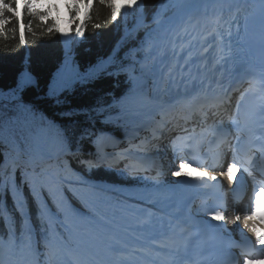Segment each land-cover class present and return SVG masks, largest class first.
Listing matches in <instances>:
<instances>
[{
    "label": "trees",
    "instance_id": "16d2710c",
    "mask_svg": "<svg viewBox=\"0 0 264 264\" xmlns=\"http://www.w3.org/2000/svg\"><path fill=\"white\" fill-rule=\"evenodd\" d=\"M116 3L121 4L118 0ZM52 5L55 4L46 9L48 18L43 22L22 10L24 23L32 24L31 31L23 30V44L21 29L14 22L0 35V235H6L11 244L20 238L25 243L29 227L38 237L49 232L50 227L71 237L70 222L55 193L54 174L38 166L37 136L46 130L66 147L77 131L120 132L131 124L135 115H125L120 122L110 124L101 119L136 105L147 93L146 78L137 87L133 84L131 72L136 68L129 55L146 42L175 2L136 0V6L122 9L116 21L99 0H92L88 8L81 5L74 18L67 8L72 36L76 28H83L84 35L77 40L75 57L64 71L70 68L76 80L55 95L49 92L61 72L64 42L59 19L52 15L57 6ZM53 21L58 32L48 31ZM25 69L30 72V83L22 86L20 79L25 78ZM69 166L96 183V187L62 183L74 204L87 205L85 197H98L109 204L108 209L120 208L117 196L101 189L105 186L111 190V186L124 183L116 172L102 168L80 170L74 160ZM61 174L67 177L68 169L62 167Z\"/></svg>",
    "mask_w": 264,
    "mask_h": 264
},
{
    "label": "rangeland",
    "instance_id": "374dc122",
    "mask_svg": "<svg viewBox=\"0 0 264 264\" xmlns=\"http://www.w3.org/2000/svg\"><path fill=\"white\" fill-rule=\"evenodd\" d=\"M53 1H55V3L61 9L64 8L65 3L67 2V0H36L37 8L42 9L45 6L43 9V10H45L47 8V6L49 5V3L53 2ZM118 1L120 3H123V0H118ZM177 3H178L177 6L180 5L181 0H178ZM60 19H61V31L63 33L64 42H65L66 46L69 47L68 48L69 51H71V48H73L74 44H76L77 40L80 39L81 36H79L77 34H75L74 37L72 36V34H71L72 22H71V20H69L67 14H65L63 12L60 15ZM168 26H169L168 20L162 19L157 24L155 31L148 35V38H147L146 42L142 45V47H140L138 49H133L129 55V58L134 63V66L136 68L135 71L131 72V76H132L134 86H137L143 80L144 77L147 78L149 81V89H148L149 93L146 96L147 98L145 97L143 99V101L147 100L148 97L159 95V92H162V94L159 96H163V98H164L165 95H167V94L169 95L171 92L173 95L176 93L175 90H177V89L179 90L180 88H182L183 83H180V81H177V79H174L175 77L173 76V74H174L175 68H173V66H172V61L164 62L163 60L166 58V54L160 50L164 46L167 48L165 40L167 37L166 31H167ZM160 35H161V37H160ZM66 51L68 52L67 49H66ZM167 55L170 56V52H168ZM208 64H209V62H207V65L205 64V66H208V68H210V66ZM156 69L159 72V76L157 77V79L155 78ZM75 80H76L75 75L74 76L70 75V68L66 72H64L62 69L61 72L58 74V76L53 81V83L51 84L49 94H51V95L59 94L61 89L70 86V84L72 82H74ZM20 81H21L22 86H25L27 84V83L23 82L24 77H21ZM165 85L170 87L171 90L164 92L165 89H163V87ZM172 89H174V90L172 91ZM177 92H179V91H177ZM165 101L166 100H164L163 102H165ZM141 105H143V103L140 104V107H141ZM127 110L128 109H126L124 111H127ZM163 116H164V114H161V115H158L155 118H153L151 120L152 126H154L155 123L160 118H162ZM162 120H164V117L162 118ZM93 137H94V134H93L92 130L86 129L83 131L82 130L77 131V133L73 135V141H72L71 145L73 147H75L76 149L77 148L79 149L83 146V139H88V138L94 139ZM144 137H146L145 131H144ZM146 139H148V138L146 137ZM160 140H161L160 137L155 136L150 141L157 142ZM133 142L136 143L135 140ZM137 145L139 146V144H137ZM176 166H177V164H176ZM176 169H179V168H176ZM170 172H173V170ZM72 175L74 178H77V177L80 178V176H81L78 173H73ZM168 175H169V173L166 171L161 176L167 177ZM176 192H180V189L172 188V189H170L168 195L166 194L167 191L164 192L163 190H161V187H158L155 189H147V190L139 191V192L134 191L131 195L132 197L129 200V203H133V204H131V206L134 209L132 207H130V209L125 212V215L123 217V221L124 222L127 221L129 225L125 222L124 225L121 227V229H123L124 232L126 233V236H127L128 232H131L134 230L135 226L138 225V221L143 223L144 228H148L149 224L147 223V221L146 222L144 221V217H149V215H150V212L148 211V207L152 206L153 202L154 203H157V202L160 203V201L163 202L164 205H166V207L169 206V200H171L172 195H174ZM137 194H140V196H137ZM155 194H160L158 196V198H160V200L154 201L153 196ZM166 197H168L169 199H167ZM151 199H152V201H151ZM136 203L141 204V206L137 209H136V207H137ZM142 206H144V207H142ZM160 209H163V206L162 207L156 206L155 211H154L155 213L153 215L156 216V214H158L157 211H159ZM160 219H161V216H160ZM230 219H232L231 216H230ZM157 223L160 224L161 220H157ZM143 231L144 230L141 231L140 235H142ZM140 235L133 234L132 238L138 239L139 238L138 236H140ZM142 238H144V237H141V240H142ZM56 252L59 253V249H56ZM6 253H7V251L5 249L4 250L3 264H13L9 260V258L6 256ZM71 253H73V252L68 251V252H65L64 254L71 257V255H70ZM120 257H123V255H121ZM74 258H75V260H77L75 250H74ZM79 259L83 260V257L79 256ZM143 262L144 261H142V263Z\"/></svg>",
    "mask_w": 264,
    "mask_h": 264
},
{
    "label": "snow or ice",
    "instance_id": "6c2138e0",
    "mask_svg": "<svg viewBox=\"0 0 264 264\" xmlns=\"http://www.w3.org/2000/svg\"><path fill=\"white\" fill-rule=\"evenodd\" d=\"M101 5L106 6L111 11V19L113 21L117 20L118 15L120 14L122 9H129L136 6V0H123L119 6L116 3V0H99ZM83 5L85 8H88L92 5V0H71V3H66L65 7L69 9V12L72 14L73 18L76 16L77 13L80 11V6ZM55 7V5H52ZM26 12L30 17L37 18L41 22L45 21L48 18V11L41 12L37 8L36 0H0V35L5 34L6 26L9 23H15L21 29L20 33V42L24 43V31L27 29L28 31L32 30L31 21L27 24L23 21V12ZM94 27H99V25H94ZM53 30L59 31L56 28L55 21L52 22L51 27L48 28L49 32ZM76 34L79 36H83V28H76ZM24 83H30V77L27 75L24 78ZM221 154L218 153L217 156L219 157ZM247 166L244 167V172H247L249 175H252L250 168L252 167V161L248 160L245 162ZM186 166H190L186 164L184 160H181L179 164V169L172 173L175 177H180L183 173V169ZM220 164H214L212 167H221ZM240 169L237 165V154L233 151L232 154V161L228 163L226 167V172L222 173L226 175L229 182H232L234 177L236 176L237 172ZM195 179H207L216 181L217 176L211 174L209 172H201L198 177ZM23 207V204L20 205ZM211 219L221 222L220 225L222 226V222L225 220L224 213L222 211H210ZM241 221V217L237 215L233 223L237 224ZM264 223V185L259 187L257 191L254 192L253 199H252V206L250 209V214H247L243 217V227L248 229L251 233L255 235V244L260 246L261 252L257 253L255 256L245 255L243 259V264H257V261H264V234H261V231L257 227V222ZM251 222V223H250Z\"/></svg>",
    "mask_w": 264,
    "mask_h": 264
},
{
    "label": "bare ground",
    "instance_id": "6f19581e",
    "mask_svg": "<svg viewBox=\"0 0 264 264\" xmlns=\"http://www.w3.org/2000/svg\"><path fill=\"white\" fill-rule=\"evenodd\" d=\"M218 1H221V0H218ZM231 1L234 3V5H237V6L242 4V2L240 0H231ZM209 2H210V0H184L183 2H181L180 5L176 8L175 13H174V15L178 16V20L175 23L176 28L172 29L171 32L182 31L183 27L186 24L187 17L189 15L197 16L198 14H200V11L202 12V10L200 8ZM172 24H174V23H171V25ZM201 45H202V39L197 38L196 40H194L188 44L187 48L182 51L181 56H179V54L175 55L173 48H172V51L170 52V49L168 46H167V48L164 46L160 49L162 52H164L166 54V58L171 59L172 66H173V68H175V71L173 74V76L175 77L174 79H177V81H180L183 83L182 89H181L182 91H180V92H185L184 94H189L191 92V90H193L195 92L199 91L203 82L205 80L209 79V77L207 78L206 76H211L210 74H207V72L210 71L212 73V72H214V70H217L216 67L212 66V59L209 57V55L205 56L204 54L198 53V49L201 47ZM168 52H170V56L167 55ZM186 53H189V57L180 65L179 57L185 56ZM73 54H74L73 50H71V51L68 50V52H67L65 49L64 60L71 58L73 56ZM207 62H209L208 65L210 66V68H208V66H205V64L207 65ZM163 89H165L164 92L171 90V88L168 87L167 85H165L163 87ZM162 97L163 96H159V98H162ZM232 99H233V97H231L228 101H226V103L222 106L223 110H225V111L230 110L231 103L233 102ZM142 108H145V106H143ZM161 114L162 113H157L154 117H152V119L158 115H161ZM163 117H164V120H162ZM163 117L160 118L155 123L154 126H152L150 129L145 131V135L147 138H150L151 133H155L156 134L155 136L160 137L161 140L163 139V132L168 129L167 120H165L166 119L165 116H163ZM210 119L211 118H207L206 120H210ZM118 136L121 139L125 140V137L120 136V135H118ZM142 137H144V132L142 133ZM131 141L133 142L134 139ZM168 160H170L169 157H168ZM174 162H175V160L173 161V163H172L173 165H171V167H169V164H167L166 169L163 172V174H164L167 171L169 173V175L167 177H163V176L159 177V179H163V181L165 182L163 185V188H164L163 191L164 192L169 190V181H176L178 179V177H175L172 175V173L174 171L178 170V169H176V167H175L176 163H174ZM172 170H173V172H170ZM158 200L159 199L155 200V198H154V201H158ZM153 213H154V211H151V214H153ZM163 214H164V216L162 217V219H164L166 217L170 218L171 220L174 219L167 212H163ZM234 218H235V216L233 215V220H234ZM145 220L148 221L147 217ZM233 220L231 222L234 225ZM235 226L236 225H234V227ZM159 228L154 230V232L151 235L149 234L148 238H145L144 237L145 234H143V233L149 231L147 229H143L144 231L142 232V235L138 236L140 239H141V237H144V238H142L143 242L141 243V246L138 247L139 250H141L140 251L141 255H145L149 258L154 253H157L162 258L166 257V252L155 251V250H153V247L151 245V243H153V241H151V240H156V237H158L159 239H162V236L165 233H166V236L168 238H170L172 242H175V243L179 242L180 233L178 234V232L175 231L174 233L169 234V233H167V228L162 229L161 231ZM258 229L261 231V228L258 227ZM113 245H116L119 247L124 246L126 248L134 247L128 241H125L123 243L120 241H116L115 243H113ZM82 246H90V245L83 243ZM72 261L74 263H76L77 260L72 258ZM142 264H145V261Z\"/></svg>",
    "mask_w": 264,
    "mask_h": 264
}]
</instances>
